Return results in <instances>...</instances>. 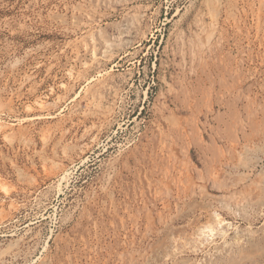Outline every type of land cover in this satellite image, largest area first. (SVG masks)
Returning <instances> with one entry per match:
<instances>
[{"label":"rangeland","instance_id":"374dc122","mask_svg":"<svg viewBox=\"0 0 264 264\" xmlns=\"http://www.w3.org/2000/svg\"><path fill=\"white\" fill-rule=\"evenodd\" d=\"M263 173L264 0H0V264H264Z\"/></svg>","mask_w":264,"mask_h":264},{"label":"bare ground","instance_id":"6f19581e","mask_svg":"<svg viewBox=\"0 0 264 264\" xmlns=\"http://www.w3.org/2000/svg\"><path fill=\"white\" fill-rule=\"evenodd\" d=\"M246 163H247V162H246ZM263 174H264V173H263ZM215 219H216L217 221H219V223L222 222V221L219 219V216H218V215L215 217ZM215 219H214V220H215Z\"/></svg>","mask_w":264,"mask_h":264}]
</instances>
